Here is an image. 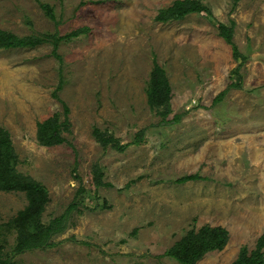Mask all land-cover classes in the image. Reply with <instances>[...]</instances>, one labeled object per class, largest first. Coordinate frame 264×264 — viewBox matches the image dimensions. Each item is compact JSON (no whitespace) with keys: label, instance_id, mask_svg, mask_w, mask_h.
<instances>
[{"label":"rangeland","instance_id":"1","mask_svg":"<svg viewBox=\"0 0 264 264\" xmlns=\"http://www.w3.org/2000/svg\"><path fill=\"white\" fill-rule=\"evenodd\" d=\"M173 1L0 0V28L19 35L85 29L60 42L62 61L50 42L0 49V124L16 168L49 191L43 221L80 201L51 246L14 255V264H181L164 252L204 224L226 227L229 238L196 264H230L264 233V0H202L212 15L156 20ZM231 20L242 63L218 33ZM154 60L172 87L167 119L147 100ZM63 103L66 141L40 144L37 122ZM94 127L127 146H103ZM96 163L106 182L98 187ZM195 172L205 178L174 181ZM26 204L23 191L0 190V255L16 238L3 224Z\"/></svg>","mask_w":264,"mask_h":264},{"label":"trees","instance_id":"2","mask_svg":"<svg viewBox=\"0 0 264 264\" xmlns=\"http://www.w3.org/2000/svg\"><path fill=\"white\" fill-rule=\"evenodd\" d=\"M46 14L55 18L53 7L47 2H40ZM204 12L212 15L211 8L202 0H174L171 5L161 8L155 18L158 21L180 20L190 13ZM236 22H219L218 33L231 45L233 56L241 63L247 59V55L240 51L234 41V28ZM85 32L84 28L76 29L66 35L55 33L19 35L13 31L0 28V49L15 47H34L44 42H50L53 46L52 53L57 60L62 61L59 53V45L62 40L72 38ZM60 82L53 92L58 97V91L63 87L64 78L60 75ZM240 86L239 83H232ZM225 91H222L219 100ZM147 100L151 108L158 109L167 119L170 112V99L172 87L166 69L157 60H154L146 84ZM70 108L63 103V112H55L45 119L37 122L36 139L45 146L61 144L66 141L64 131L69 130ZM178 119V117H177ZM93 134L103 146L111 145L117 149L124 150L127 143H121L120 139L112 133L102 131L94 127ZM142 139V131L136 134L137 142ZM19 156L12 141L10 131L0 124V190H20L25 193L27 204L3 225L9 230L16 231L14 246L10 255H0V264H14L13 256L35 248L51 246V238L55 233L61 232L67 225L68 218L73 209L80 204L78 194L68 205L66 210L51 218L49 222L42 219L43 212L50 201L47 187L39 180L29 174H25L16 168ZM205 176L198 172L186 173L174 178L177 183L189 180L203 179ZM93 180L95 185L106 184L104 181L103 167L96 163L93 168ZM82 199V198H81ZM229 238V231L220 225L204 224L198 229L191 228L180 239L166 249L164 255L174 258L181 264H196V262L207 252L222 249ZM230 264H264V233L258 238L253 249L245 245L239 252L238 257Z\"/></svg>","mask_w":264,"mask_h":264}]
</instances>
